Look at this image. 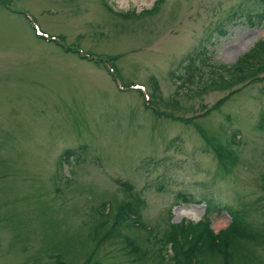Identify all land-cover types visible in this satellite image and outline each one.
Instances as JSON below:
<instances>
[{"label":"rangeland","instance_id":"374dc122","mask_svg":"<svg viewBox=\"0 0 264 264\" xmlns=\"http://www.w3.org/2000/svg\"><path fill=\"white\" fill-rule=\"evenodd\" d=\"M253 6L0 0V264H174L180 224L204 214L264 235V72L203 82L264 40ZM121 211L142 222L136 255L106 236ZM240 248L264 264V242Z\"/></svg>","mask_w":264,"mask_h":264},{"label":"trees","instance_id":"16d2710c","mask_svg":"<svg viewBox=\"0 0 264 264\" xmlns=\"http://www.w3.org/2000/svg\"><path fill=\"white\" fill-rule=\"evenodd\" d=\"M251 1L254 6L246 10L247 14L245 15H247V21L251 25L260 24L264 21V0ZM243 9L244 8L235 10L234 13H231V19L234 20L242 16L244 14L242 12ZM135 16H138V14L136 13ZM201 54L202 53H197L195 55L201 56ZM195 55H190L186 60L189 71L193 70L191 65L194 62L193 57ZM263 72L264 40L256 44L251 52L239 59L236 63L229 66L222 65L219 69H212L209 76L205 77L203 79L204 81H202L208 90H225L233 88L250 79L253 80ZM179 78L181 79V77ZM157 89L156 85L154 87V95L156 96H158ZM260 127L264 128V111L261 114ZM67 153H69V151L65 152V154ZM121 184L123 188L126 189L125 191H131V187L128 183L122 182ZM125 209L126 208L123 210ZM135 212H138V209ZM129 213L132 212L126 214L121 211L120 214L116 216L106 236L111 237V239L114 240V244L118 242L125 243L131 254L136 255L139 253L137 252V244L127 232L134 228H141L142 222L137 219L136 215V218L127 217ZM100 226L104 227V222H101ZM178 230L186 231V244L188 246L186 249H183L182 245L178 244L177 235H174L172 240V245L174 247V264H216L218 260L220 264H239L238 256L244 250L240 248L241 246L244 247L249 243L259 244L264 242L263 234L247 230L241 221L238 220V217H235L232 224L219 232H215L209 219L198 222H183L180 224ZM59 264L63 263L59 261Z\"/></svg>","mask_w":264,"mask_h":264}]
</instances>
